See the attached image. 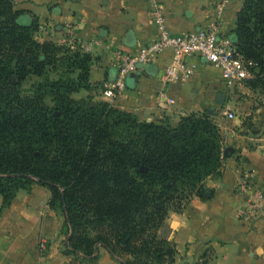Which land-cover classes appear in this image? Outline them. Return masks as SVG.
Instances as JSON below:
<instances>
[{
	"label": "trees",
	"instance_id": "1",
	"mask_svg": "<svg viewBox=\"0 0 264 264\" xmlns=\"http://www.w3.org/2000/svg\"><path fill=\"white\" fill-rule=\"evenodd\" d=\"M23 15L14 0H0L1 210L39 185L65 215L64 255L80 264H97V246L122 264H182L168 216L194 198H214L205 181L220 175L224 158L214 111L172 125L140 121L108 102L76 100L75 93L92 91L91 53L67 58L76 78L51 79L64 60L61 48L36 39L37 19L18 24ZM235 25L232 41L258 64L245 87L264 98V0H243ZM32 76L42 80L26 95Z\"/></svg>",
	"mask_w": 264,
	"mask_h": 264
},
{
	"label": "crops",
	"instance_id": "2",
	"mask_svg": "<svg viewBox=\"0 0 264 264\" xmlns=\"http://www.w3.org/2000/svg\"><path fill=\"white\" fill-rule=\"evenodd\" d=\"M14 2L16 10L38 20L40 37L48 38L40 41L74 40L80 47L90 48L94 59L91 83L98 87L92 93L110 104L112 100L116 109L135 114L146 122L168 120L177 125L183 116L205 112L213 102H218L219 94L225 99L220 72L205 60L191 57L187 59V67L194 70L193 75L167 89V98L175 103L160 100L158 93L163 88L160 77L171 62L169 53L147 66L143 74L127 76L125 90L114 98L104 95L118 77L116 52L135 54L157 38L147 0ZM162 2L168 28L175 35L206 27L220 17L223 36L231 38L241 9L232 0L222 3L226 9L220 15L216 14L219 4L212 0ZM242 89L246 98L228 105L229 109L238 106L240 112L234 125L229 127L216 120L224 137L223 165L219 176L205 181L214 190V198L207 202L194 198L185 213L171 212L168 216V220L174 217L172 239L178 245L179 259L186 244L194 240L188 246L193 251L189 250L190 260H199V256L195 257L197 250H209L212 255L207 256L208 264H264V222H247L240 217L249 199L240 185L242 177L250 175L252 186L264 190V98L245 86ZM50 201L51 192L39 185L29 192L19 191L5 210H1L0 196V264H80L75 257L64 255L66 218L59 208L51 207ZM183 216L188 220L182 221ZM180 231L188 232L189 240ZM43 240L48 245L46 252L40 249ZM97 253V264H122L103 246L97 248Z\"/></svg>",
	"mask_w": 264,
	"mask_h": 264
},
{
	"label": "built area",
	"instance_id": "3",
	"mask_svg": "<svg viewBox=\"0 0 264 264\" xmlns=\"http://www.w3.org/2000/svg\"><path fill=\"white\" fill-rule=\"evenodd\" d=\"M147 3L157 38L141 47L135 54L116 52L115 65L118 69V77L104 92L105 96L114 98L125 90L127 76L143 74L147 66L155 64L167 53L171 54V62L160 77L163 88L158 93L159 99L167 104L175 103L174 100L167 98V89L172 85L188 81L193 75L194 70L187 67V59L191 57L205 60L220 72L227 96H232L254 76L252 69H256L258 64L247 60L232 39L223 36L220 17L209 26L175 35L168 28L162 0H147ZM82 49L87 53L91 51L89 47ZM227 116L230 120L236 118L233 112H228ZM240 185L249 194L247 209L240 214V217L247 222H264V190L254 188L251 184V176L248 174L242 177ZM40 249L42 252L48 250L46 241L41 242Z\"/></svg>",
	"mask_w": 264,
	"mask_h": 264
},
{
	"label": "rangeland",
	"instance_id": "4",
	"mask_svg": "<svg viewBox=\"0 0 264 264\" xmlns=\"http://www.w3.org/2000/svg\"><path fill=\"white\" fill-rule=\"evenodd\" d=\"M213 2L219 4L220 8L218 10V12L216 13L217 15H220L222 13V10L226 9L223 7V4L224 1H229V0H212ZM232 3L233 4H236V5H241V8H242V5H243V0H232ZM227 5H229L227 3ZM221 11V13H220ZM222 19V17H221ZM221 21V24H223V21ZM209 26V25H208ZM39 33H41V31L37 32L35 34V37L37 40L40 41V39H46L47 37H40ZM48 39V38H47ZM40 42H49V41H40ZM50 42H53V41H50ZM54 43V42H53ZM57 46H59L61 48V51L59 53V56H64V60H62L61 62H58L57 65H56V68L54 70H51L50 71V78L55 80V79H59L60 77H67V76H70V77H77L78 75V70H76L74 67H72L71 65H69L67 63V58L72 56L73 53L75 52H78V50H81L82 47H80V45L74 41V40H71V41H65V42H62V43H55ZM92 55V54H91ZM93 57V55H92ZM94 60V59H93ZM93 66H94V62H92V67H91V70L93 69ZM42 80V78H38L36 76H32L30 77L23 85V91L24 93L27 95L29 94V90H31L32 86L34 84H36L37 82H40ZM95 84H92V91L88 92V91H85V90H81L80 92L78 93H75L73 95V97L76 99V100H85V101H93V102H106L104 100H101L100 99V95H95L93 94V90H95L96 86H94ZM259 94V93H257ZM260 95V94H259ZM238 98V99H237ZM246 98L244 95H243V89L242 88H239L235 91V93L232 95V96H225V100H224V103L223 104H220L218 102H213V105L209 107V109H207L206 111H210V110H213L214 111V117L213 119L215 120H219L222 124L226 125V126H233L234 125V120H230L228 119V116H227V113L228 112H233L235 115H238L240 112L238 111L237 107H233L232 106V109H229L228 108V105L231 103V102H235V100H238V102L242 99ZM112 99V98H111ZM107 100V99H105ZM109 102H111V104L113 105V101L110 100ZM256 103H259L258 101H256ZM254 107H255V104H254ZM231 108V107H230ZM135 115V114H134ZM140 121H144V120H141L140 117H138L137 115H135ZM216 117H219V118H216ZM159 122V121H158ZM31 191V190H30ZM29 192V191H28ZM185 213V212H184ZM181 220L182 221H187L188 218L186 216H183L181 217ZM173 221H174V217L171 218V220H168V224L172 227L173 225ZM184 231V230H182ZM181 232L182 234V237L185 239V240H189V235L187 234L188 232ZM195 241L193 240L191 243H188L186 244V246L184 247L183 249V252H182V257L178 260L179 263H182V264H187V263H191V262H196L194 259L190 260V255H189V252L191 251V253H193L192 249L189 248L188 246L192 245ZM198 248H201L198 247ZM197 248V249H198ZM191 249V250H190ZM190 250V251H189ZM209 250H207L206 252L204 251H199L197 250V252H195V257L196 256H199V260L204 258V256H208L209 258H211V255L212 253H209L208 252ZM208 253V254H207ZM197 260V261H199Z\"/></svg>",
	"mask_w": 264,
	"mask_h": 264
},
{
	"label": "water",
	"instance_id": "5",
	"mask_svg": "<svg viewBox=\"0 0 264 264\" xmlns=\"http://www.w3.org/2000/svg\"><path fill=\"white\" fill-rule=\"evenodd\" d=\"M17 22H18V24H20L22 26H30L31 23H32V18L30 16H28V15H23V16H21V17L18 18ZM224 100L225 99L222 96V94H219V96H218V103L223 104L224 103ZM69 241L70 240L68 238V240L66 242V247L69 246ZM98 247L99 246H97V248Z\"/></svg>",
	"mask_w": 264,
	"mask_h": 264
}]
</instances>
